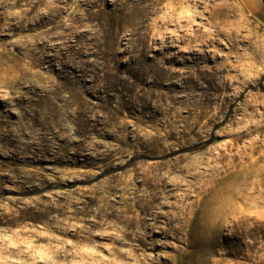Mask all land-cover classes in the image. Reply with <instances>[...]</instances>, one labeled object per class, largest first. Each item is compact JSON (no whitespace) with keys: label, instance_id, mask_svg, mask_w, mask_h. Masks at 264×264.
<instances>
[{"label":"rangeland","instance_id":"rangeland-1","mask_svg":"<svg viewBox=\"0 0 264 264\" xmlns=\"http://www.w3.org/2000/svg\"><path fill=\"white\" fill-rule=\"evenodd\" d=\"M0 264H264L246 2L0 0Z\"/></svg>","mask_w":264,"mask_h":264},{"label":"crops","instance_id":"crops-1","mask_svg":"<svg viewBox=\"0 0 264 264\" xmlns=\"http://www.w3.org/2000/svg\"><path fill=\"white\" fill-rule=\"evenodd\" d=\"M248 4V9L264 23V0H243Z\"/></svg>","mask_w":264,"mask_h":264},{"label":"bare ground","instance_id":"bare-ground-1","mask_svg":"<svg viewBox=\"0 0 264 264\" xmlns=\"http://www.w3.org/2000/svg\"><path fill=\"white\" fill-rule=\"evenodd\" d=\"M254 193V192H253ZM235 193H233V195H234ZM243 198V197H242ZM254 198V197H253ZM246 202V201H245ZM246 203H248V202H246ZM250 204V203H249ZM240 205H244V204H242V202H241V204ZM245 208V207H244ZM249 208V207H248ZM243 209V208H242ZM224 211H227V217H230V216H232L234 213H236V211L237 210H233V209H230V207H225L224 209H223ZM252 210V209H251ZM243 211V210H242ZM234 216V215H233Z\"/></svg>","mask_w":264,"mask_h":264}]
</instances>
